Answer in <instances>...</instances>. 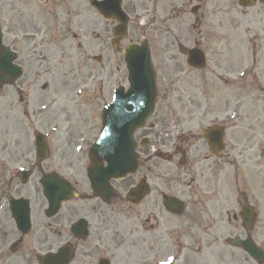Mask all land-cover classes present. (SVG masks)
I'll use <instances>...</instances> for the list:
<instances>
[{
	"label": "flooded vegetation",
	"instance_id": "af4514ba",
	"mask_svg": "<svg viewBox=\"0 0 264 264\" xmlns=\"http://www.w3.org/2000/svg\"><path fill=\"white\" fill-rule=\"evenodd\" d=\"M31 0H19L21 10L26 14H22L18 31L9 22L6 27V34L9 37L18 36V40H10V47L16 51L15 63L20 69V75L12 85H5L0 92L3 100L17 101L12 104L8 114L15 113V106L19 115L26 112L38 118L39 127L43 131L53 125H58L60 120L58 117H68V122L72 116H76L77 125H68L66 130L85 131L87 133L97 130L95 128L100 113L105 106V93L102 88L98 93H90V89L94 84V80H100L103 83V89L106 80L107 69L114 68L119 70L122 56L120 53L121 46L117 44L112 46L111 40L108 46L105 34L111 31V27H107L102 23L96 15L91 16L89 9V0H39L44 4L43 19H36V10L30 11L28 2ZM35 1V0H34ZM129 1V0H128ZM149 3L151 0H147ZM159 1V0H155ZM167 3L160 7L161 21L163 24V34L171 38L169 48L178 49L179 46H185L189 49H199L203 52H210L212 56H217L219 52H230L231 54L239 48H248L253 56L261 52V45L257 44L264 36V0H165ZM242 4V5H241ZM145 8L148 7L145 4ZM8 8V12H10ZM132 11L135 7L132 6ZM153 10L156 11V3H153ZM9 14V13H8ZM97 18V19H96ZM89 20L95 28L92 32L89 30ZM154 31H161L155 24L151 25ZM236 33L245 32L246 42L250 46H239L235 50H223L218 42V31L230 32L229 27ZM245 27V28H243ZM222 42V40H220ZM100 69L99 73L93 72V67ZM211 74H215L213 70H209ZM58 74L61 76L59 77ZM79 74L82 77H79ZM111 75V72L109 73ZM162 74H166L164 71ZM74 75L76 83L73 82ZM108 75V74H107ZM108 75V80H115ZM120 78L124 76L120 73ZM219 78V77H218ZM121 79V80H122ZM220 79V78H219ZM92 82V85H91ZM85 87L81 96L74 93V89L81 86ZM167 100L163 98V103ZM99 116V117H98ZM54 118V119H53ZM179 119L175 116L173 109L168 105L157 107L155 117L152 123L154 127L151 130L148 125L143 129L142 136L150 138L152 146L166 148L170 147L174 150V155L178 157L179 152L176 145L170 140L169 133L178 128ZM151 125V124H150ZM230 130H236V134L232 135L224 155L215 157L208 152L203 153L199 158L201 147L196 146V156L192 157L191 152L186 149L182 152V160L189 163L191 158H198L196 164H200L202 171L206 172L210 168L214 177L215 187V210L221 207L222 199L219 196V184L221 182L222 173L225 172L231 179L233 185H236V176L238 180L239 172L243 171L245 176L241 178L242 188H236L235 194H228L225 200L226 225L242 229L243 235H251L258 237L264 228V178L262 171L264 170V159L261 152H264V140H255L254 134L246 129L238 128L233 124ZM141 137V136H140ZM137 136L138 139H140ZM24 141V137H22ZM183 142L182 138L179 139ZM258 150L256 157H251L250 148ZM203 147V146H202ZM261 149V152H260ZM159 150V149H158ZM180 153V154H179ZM159 155V153H157ZM186 155V156H185ZM87 160L89 157L85 156ZM233 174L230 177L229 169ZM136 185L133 178H128L113 184L114 201L116 204L105 207L97 199H91L88 202L92 207L91 210L99 217L104 214L106 217L115 216L114 211L125 207L123 196ZM124 192V194H123ZM160 202L164 192H158ZM123 195V196H122ZM244 204L252 207L253 229L250 232L243 230V214ZM135 205L127 208L132 212L134 217L140 215L135 210ZM143 208H150L149 216L139 227L147 235L153 236L154 228H159L158 218L153 215V209L161 213L163 207L153 204L143 205ZM117 209V210H115ZM237 209V212L235 211ZM89 210L86 205L83 208V214ZM105 210L109 211L106 215ZM206 216L208 212L213 210L201 209ZM77 212L75 206L69 211V216ZM211 218V217H210ZM150 223V224H148ZM58 225V223H56ZM121 222H118L112 231L104 236H97L89 243L85 244L74 251L80 257L85 258L83 264H92V259H97L96 263L104 258L106 249L104 244L108 237L117 239L121 244H128V248L137 250L133 236L138 226H133L127 233H123ZM254 228L256 231L254 232ZM92 231L89 233L91 234ZM128 235V236H127ZM120 244H117L119 246ZM163 246L158 242V249ZM115 248L111 247L112 249ZM148 251L153 250L151 242L146 245ZM144 252V250H142ZM115 253V251H108ZM111 259V258H110ZM132 264H136L133 262Z\"/></svg>",
	"mask_w": 264,
	"mask_h": 264
},
{
	"label": "rangeland",
	"instance_id": "374dc122",
	"mask_svg": "<svg viewBox=\"0 0 264 264\" xmlns=\"http://www.w3.org/2000/svg\"><path fill=\"white\" fill-rule=\"evenodd\" d=\"M15 2V1H14ZM14 3L11 4V6ZM7 6V1L6 0H0V24L2 29H4L5 25H6V14H5V8ZM139 38L138 35L135 36V40H137ZM150 41L151 40V36H150ZM150 42V43H151ZM126 43V42H124ZM123 43V44H124ZM154 43V42H152ZM247 51L248 48H239L238 50H236L234 52V56L238 58L239 61H248L249 60V56L247 55ZM76 76L74 75L73 78V82L76 83ZM253 85L256 86L257 84L255 82H253ZM217 89L215 90V93H217ZM240 96H229L226 99V102L224 104L225 107L230 106L231 104H233ZM260 98L263 101L264 104V94L263 92H260ZM242 105L243 108V104ZM0 106H1V100H0ZM218 108V104L217 105H211V106H205L202 108V114H208L213 110H216ZM244 109H245V115H246V120H252L253 116H254V109H253V105L251 102H245L244 104ZM4 117L3 116V111L2 108L0 107V118ZM197 118L194 116L193 118H189L188 120L191 122H194ZM30 120H32V118L30 117ZM36 125V124H35ZM34 126V124L29 125L28 127H32ZM9 130L13 131L12 133L10 132L8 134V136H6V128L5 125L3 124V121L0 120V158L2 156L4 157H9V166L12 165L11 160L14 161L16 159L17 154H22L23 152L28 151L27 154L30 153L31 148L29 147V141H30V135L28 136V134L26 133V140L28 141V145H27V141H21L19 143V145H16V141L18 138V124H16V126L14 127H9ZM65 141L62 140L61 143L57 144V147L55 149L53 148V152L51 151L52 157L50 159V164L55 163V164H59L62 166V168L64 169L65 173L68 174L70 173L69 167V154H70V148L65 145L64 143ZM6 146L8 147V152H3V149L6 148ZM15 152L14 155H11V153ZM141 156H145V155H141ZM173 163V162H172ZM159 166L164 165V167L168 170V173H170V183L173 185H177L176 182V178L175 175L180 174V170L176 169V166H174V164H170V165H166V164H162V163H158ZM44 166V165H42ZM147 166V164L145 163V161H143V164L141 165L140 168V172H145V167ZM179 166V165H178ZM53 167L50 168H44L45 171L47 170H52ZM162 170V167L159 168V170H154V171H150L149 173L151 175L155 174L156 172H159ZM35 173L33 174V176L31 175L29 183L26 185V187H24L25 192L22 195L25 196H30V195H34L35 196V201L32 204L33 209H34V214H33V224L36 221V229H41L42 225L45 226L46 224H49V222L43 221L42 219V213H43V209H44V201H41L42 197L40 195V191H39V185L37 183L38 178H39V174H40V170L37 168L36 170H34ZM81 172V171H80ZM80 172L77 171L76 175H78ZM64 174V172H62ZM148 173V174H149ZM147 174V175H148ZM0 186H1V181H0ZM171 188H175L171 187ZM226 191L229 190L228 187H225ZM184 191H187L185 193H188V189H182ZM23 192V189L20 191V193ZM43 200V199H42ZM74 203H69L67 205H72ZM66 215V205L63 206V209L61 211L60 216L64 217ZM188 216H182L180 218H175V217H169V227H170V244L171 246H173V249L177 250L178 246L180 245V243L177 241L178 237L176 236V231L178 230L179 232H181V240L183 242V244H186V247L183 246V250L185 248H187L188 250L186 251L187 255H190V261L192 264H247V262L245 261V256L244 254L239 251V250H235V249H230V247H226L223 245V240H219V236H222V238H224L226 236L225 234V229H211L208 234L204 235V227H207L209 224V221H204L201 224H199V226L197 228L194 229V232L198 235H200L202 237V244L201 246L198 243H195V240H191L189 237V233L186 236L183 229H180L181 226L179 225L180 221H183L184 219H187ZM124 221V218L123 220ZM126 223L130 224V222L128 220L125 221ZM0 223L2 224V230H3V226L5 224V216L1 215L0 218ZM41 224V225H40ZM178 224V225H177ZM122 226H125V223H122ZM11 227H13V224L10 223V229ZM60 229H62L61 227H59ZM34 231V229H33ZM32 231V232H33ZM31 232V233H32ZM5 233L1 234V230H0V264H37L36 262V255L37 254H43L45 253L48 249L52 250L56 244L50 243L49 241L46 244H37L35 242L32 241V234H29L28 236H26L23 240V243L25 245V247H22L15 252L12 253L11 251H9V245H11L14 240L17 239V236L15 238H13V236H10V238H6L5 237ZM206 236V237H205ZM216 238L215 242H212V238ZM194 241V242H193ZM58 243H61L60 241ZM153 244V242H151V245ZM82 246V245H80ZM116 246V243L113 241H107L104 244V247L106 249L111 248ZM170 246V249H171ZM199 249H201L200 251H198ZM182 256V255H181ZM85 260V258L80 257L79 255H77L75 261L73 262V264H83V261ZM181 261H183V258H181ZM118 263L124 264L125 262L122 261V258L117 260Z\"/></svg>",
	"mask_w": 264,
	"mask_h": 264
},
{
	"label": "water",
	"instance_id": "95a60500",
	"mask_svg": "<svg viewBox=\"0 0 264 264\" xmlns=\"http://www.w3.org/2000/svg\"><path fill=\"white\" fill-rule=\"evenodd\" d=\"M43 260H44V259H43ZM50 260H51V258H48L46 261H48V262H49Z\"/></svg>",
	"mask_w": 264,
	"mask_h": 264
}]
</instances>
